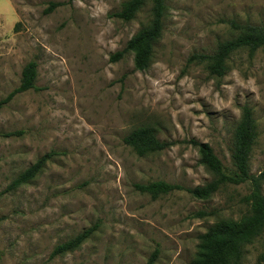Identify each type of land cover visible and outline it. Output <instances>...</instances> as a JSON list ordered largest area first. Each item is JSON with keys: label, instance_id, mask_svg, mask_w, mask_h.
I'll return each mask as SVG.
<instances>
[{"label": "rangeland", "instance_id": "1", "mask_svg": "<svg viewBox=\"0 0 264 264\" xmlns=\"http://www.w3.org/2000/svg\"><path fill=\"white\" fill-rule=\"evenodd\" d=\"M125 1L0 0V100L29 61L38 87L0 107V264H146L154 252V264H189L211 225L248 213V184L222 185L207 199L188 192L213 178L190 140L208 143L232 170L234 131L248 105L257 132L248 167H263L264 46L232 53L222 77L188 59L236 36L232 22L263 25L264 0H165L143 71L130 51L110 60L150 19L149 0L132 20L114 17ZM139 127L169 145L137 155L123 138ZM9 131L21 134L3 136ZM46 153L34 179L8 189ZM155 181L180 189L152 198L135 188ZM94 224L77 249L51 255ZM240 264H264V227Z\"/></svg>", "mask_w": 264, "mask_h": 264}, {"label": "trees", "instance_id": "2", "mask_svg": "<svg viewBox=\"0 0 264 264\" xmlns=\"http://www.w3.org/2000/svg\"><path fill=\"white\" fill-rule=\"evenodd\" d=\"M147 0H126L122 3L118 12L113 16L124 21L132 20ZM150 19L147 25L141 27L126 43L121 51L110 56L114 61L120 58L125 51L133 53V65L136 70L143 71L150 65L155 43L160 39L163 29V17L165 13V0H149ZM54 4L50 3L44 12L52 10ZM232 26L238 31L236 36L217 44L211 54H193L188 60L206 64L210 75L222 77L226 72V61L230 55L239 49H247L249 55L264 46V24H236ZM37 75V64L29 61L21 70L19 85L0 100V107L9 102L16 94L29 89L38 90L34 81ZM21 134L20 131H9L3 136ZM257 137L256 124L252 110L248 105L241 107L240 118L234 131V146L231 153L233 169L226 172L221 160L216 156L208 143L190 140L199 153V162L209 170L213 178L202 186L188 189L195 198L207 199L220 186L226 184H248L249 192L243 197L248 206V213L238 220L219 221L211 225L199 236L198 252L189 264H240L243 250L246 244L257 237L264 227V195L262 185L264 183V165L257 174L249 171V157L253 144ZM123 142L139 156L159 152L169 143L159 140L152 129L139 127L124 136ZM52 153L40 156L27 167L17 178L11 181L8 189L28 183L40 172ZM135 188L148 193L152 198L180 189L178 185L155 181L146 184H135ZM204 216V212L198 213ZM98 225L90 226L72 239L57 244L51 255H58L77 249ZM156 252L148 258L146 264H154Z\"/></svg>", "mask_w": 264, "mask_h": 264}]
</instances>
